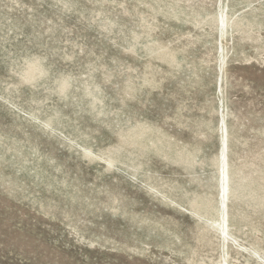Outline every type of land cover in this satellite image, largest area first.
<instances>
[{"label":"rangeland","instance_id":"1","mask_svg":"<svg viewBox=\"0 0 264 264\" xmlns=\"http://www.w3.org/2000/svg\"><path fill=\"white\" fill-rule=\"evenodd\" d=\"M226 261L264 263V0H0V264Z\"/></svg>","mask_w":264,"mask_h":264},{"label":"bare ground","instance_id":"2","mask_svg":"<svg viewBox=\"0 0 264 264\" xmlns=\"http://www.w3.org/2000/svg\"><path fill=\"white\" fill-rule=\"evenodd\" d=\"M262 8L263 7L261 5H255V6H253V8H252L251 11L254 12V11H257V10H261ZM240 21H241L240 18H236V19L233 20V14L230 12L229 5H228L227 11L224 12L223 15H222V24H223V27H224V33L226 34L228 32L225 29H227V27H229L231 25V22H233L234 25H238V23H240ZM212 26H214V25H212ZM225 137H226V140L224 141V151H223V154H224V157L226 159L227 154H228L227 153V149H228V130H226ZM222 183H223V188H224V192H225V195H226V194H228V190H229V187H228L229 174H228L227 171L224 173L223 182ZM213 224H215L216 228L222 234H224L225 236H229V231H228V227H229V225H228V206L227 205L225 207V214H224L223 219L214 221ZM225 264H229V263L226 261Z\"/></svg>","mask_w":264,"mask_h":264}]
</instances>
